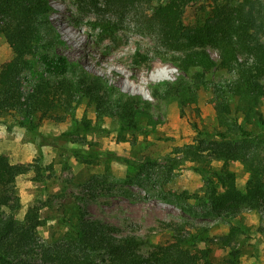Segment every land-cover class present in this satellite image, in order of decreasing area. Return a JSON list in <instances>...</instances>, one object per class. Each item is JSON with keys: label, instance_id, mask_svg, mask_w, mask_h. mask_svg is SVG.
<instances>
[{"label": "trees", "instance_id": "16d2710c", "mask_svg": "<svg viewBox=\"0 0 264 264\" xmlns=\"http://www.w3.org/2000/svg\"><path fill=\"white\" fill-rule=\"evenodd\" d=\"M77 1L80 6H91L98 0ZM151 1L102 2L104 10L117 19L130 11L137 19V4L150 5ZM198 1L168 0L150 5L148 13L142 14L143 28L157 40L153 58L171 63L180 73L175 81H162L149 89L157 101H177L181 106L194 101L200 91L214 96L215 111L224 122V130L209 132L194 126L197 146L195 150L188 147L186 152L190 161L199 163L202 155L197 152L207 151L223 165L218 171L194 169L205 184L204 197L169 189L158 191L156 196L192 216L232 219L236 227H230L228 239L233 240L238 231H247L234 220L238 208L243 204L256 208L264 201V159L260 157L264 134L248 126L251 120L255 126H264L258 109L259 98L264 97V3L215 0L210 14L189 30L183 17L187 8ZM51 11L49 0H0V34L11 52L10 60L0 70V115L6 114L19 125L33 129L31 119L35 115L45 116L79 95L92 101L98 113L116 119L119 136L148 132L150 102L72 66L66 57L54 52L59 36L50 23ZM99 22L98 28L106 36L112 23L105 19ZM209 48L216 51L218 61L211 57ZM146 55L136 48L132 57L136 67ZM213 69L225 72L229 79H210ZM230 99L236 103L232 105ZM141 119H146V124L142 125ZM92 130L97 129L90 121H75L73 130L64 135ZM73 154L85 164L99 159L88 146ZM105 156L120 160L131 171L127 180L134 184L149 181L156 169V162L147 157ZM230 161L241 163L250 172L244 191L236 187L235 176L227 168ZM24 170L0 155V264H218L212 259L213 238L208 227L186 228L170 223L171 240L144 252L136 236L120 235L116 227L81 210L75 220H66V233L61 239L43 243L37 233L41 221L36 207L28 208L21 222L13 216L19 207L13 185ZM199 245L202 247L196 249ZM238 253L233 249L229 255L237 258Z\"/></svg>", "mask_w": 264, "mask_h": 264}, {"label": "rangeland", "instance_id": "374dc122", "mask_svg": "<svg viewBox=\"0 0 264 264\" xmlns=\"http://www.w3.org/2000/svg\"><path fill=\"white\" fill-rule=\"evenodd\" d=\"M102 1L80 6L77 0H49L50 23L59 36L54 52L66 57L72 66L150 102L151 125L148 132L123 138L118 135L115 118L98 113L92 101L79 95L45 116L35 115L31 119L33 129L19 125L6 114L0 115V155L25 169L13 185V197L19 205L14 218L21 222L28 208L36 207L41 221L37 230L39 240L51 244L65 235L66 220H75L81 210L116 227L120 235L136 236L144 252L171 240L172 232L167 226L170 223L186 228L205 226L210 228L213 238L214 263L264 264V201L256 208L246 204L238 208L234 220L247 231H238L230 240L229 229L236 227L232 219L231 222L221 215L192 216L156 196L158 191L169 189L173 193L186 191L188 195L204 197L205 184L194 169L218 171L223 165L207 151L197 152L202 155L199 163L190 161L186 152L188 147L195 150L197 146L194 126L209 132L224 130L210 92H198L195 100L184 106L177 101H157L150 93V85L175 81L180 74L171 63L153 58L157 40L142 26V14L148 13L150 5L168 0H152L150 5L140 2L137 19L133 11L117 19L104 10ZM214 1L199 0L188 7L183 17L185 27L191 30L207 17ZM262 15L264 20V9ZM100 19L112 23L106 36L98 28ZM261 38L264 41V33ZM138 47L140 53L147 55L138 60L140 66L136 67L132 57ZM208 51L218 61L216 51L210 48ZM10 58L11 52L0 34V70ZM210 79L227 80L229 75L213 69ZM230 100L232 105L236 103ZM258 109L264 120V97L259 98ZM83 120L90 121L97 130L64 135L73 130L75 121ZM146 122L141 119L142 125ZM248 124L264 134V126H255L252 120ZM87 146L99 155L91 164L73 154ZM106 154L132 159L147 157L156 162V169L149 181L134 184L127 180L131 171L120 160L106 158ZM260 157L264 159V146ZM226 165L235 176L236 187L244 191L250 175L248 169L237 161ZM233 249L239 251L237 258L229 255Z\"/></svg>", "mask_w": 264, "mask_h": 264}]
</instances>
